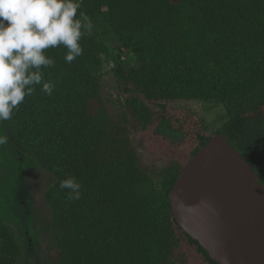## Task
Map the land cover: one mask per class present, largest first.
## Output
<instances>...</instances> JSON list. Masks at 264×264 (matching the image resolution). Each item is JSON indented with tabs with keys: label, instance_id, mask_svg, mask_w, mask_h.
<instances>
[{
	"label": "trees",
	"instance_id": "16d2710c",
	"mask_svg": "<svg viewBox=\"0 0 264 264\" xmlns=\"http://www.w3.org/2000/svg\"><path fill=\"white\" fill-rule=\"evenodd\" d=\"M78 2L77 17L92 25L79 41L82 55L68 63L63 45L46 49L55 62L42 68L52 94L36 85L1 122L9 142L53 177L44 191L51 263L218 264L179 225L169 200L181 170L214 134L193 110L164 100L222 105L228 119L218 132L231 145L250 120L264 119V0ZM113 45L136 60L113 68L125 105L118 124L92 107ZM128 122L148 153L170 163L143 164ZM68 177L80 184L78 199L60 187ZM21 255L15 230L0 219V264H18Z\"/></svg>",
	"mask_w": 264,
	"mask_h": 264
},
{
	"label": "rangeland",
	"instance_id": "374dc122",
	"mask_svg": "<svg viewBox=\"0 0 264 264\" xmlns=\"http://www.w3.org/2000/svg\"><path fill=\"white\" fill-rule=\"evenodd\" d=\"M120 60L126 65L136 63L130 51L111 46L103 56L100 98L92 105L95 109H104L116 124L122 122L121 117L125 112L124 100L113 72ZM164 102L174 108L193 110L211 134L218 133L228 119L225 108L216 102L190 99H169ZM122 124L128 129L132 146L143 164L158 166L170 163L169 159L146 151L142 138L131 122ZM162 132L174 137L180 135L167 126L162 128ZM0 137L7 138L1 122ZM232 146L252 164L264 182V119L250 120L245 133L232 141ZM52 182L53 177L19 152L8 138L6 143L0 144V219L7 222L17 234L22 250L18 264H52L48 250L53 244L54 230L51 211L44 201V191Z\"/></svg>",
	"mask_w": 264,
	"mask_h": 264
},
{
	"label": "water",
	"instance_id": "95a60500",
	"mask_svg": "<svg viewBox=\"0 0 264 264\" xmlns=\"http://www.w3.org/2000/svg\"><path fill=\"white\" fill-rule=\"evenodd\" d=\"M179 225L218 264H264V183L214 134L181 170L169 196Z\"/></svg>",
	"mask_w": 264,
	"mask_h": 264
},
{
	"label": "clouds",
	"instance_id": "9594fccd",
	"mask_svg": "<svg viewBox=\"0 0 264 264\" xmlns=\"http://www.w3.org/2000/svg\"><path fill=\"white\" fill-rule=\"evenodd\" d=\"M79 8L78 0H0V122L12 119L36 85L52 94L54 85L45 81L42 68L55 62L46 49L63 45L68 63L82 55L79 41L92 25L84 13L77 17ZM6 140L0 137V144ZM60 187L71 190L70 199L79 198L75 178L62 180Z\"/></svg>",
	"mask_w": 264,
	"mask_h": 264
},
{
	"label": "crops",
	"instance_id": "0c3cea01",
	"mask_svg": "<svg viewBox=\"0 0 264 264\" xmlns=\"http://www.w3.org/2000/svg\"><path fill=\"white\" fill-rule=\"evenodd\" d=\"M17 152V151H16Z\"/></svg>",
	"mask_w": 264,
	"mask_h": 264
}]
</instances>
